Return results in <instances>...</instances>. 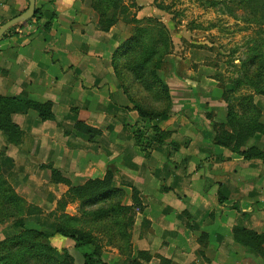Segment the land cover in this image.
<instances>
[{"label":"crops","instance_id":"obj_1","mask_svg":"<svg viewBox=\"0 0 264 264\" xmlns=\"http://www.w3.org/2000/svg\"><path fill=\"white\" fill-rule=\"evenodd\" d=\"M93 1L35 0L40 18L0 38V95L50 101L54 113L45 121L33 110L12 115L22 139L14 145L0 132L1 172L16 193L38 203L41 193L62 189L50 180L51 168L75 186L111 169L123 204L133 205L134 194L141 202L131 243L133 258L140 251L149 257L145 264H264V251L254 253L233 236L235 227L264 233V162L215 143L208 100L195 86L173 92L166 117L141 118L114 72L113 54L131 36L133 18L159 15L154 0H122L127 11H117L108 31ZM27 7V0H0L1 24ZM214 116L221 121L226 113ZM77 122L96 132L90 138ZM149 126L170 134L146 155L133 130ZM247 145L264 150V136L255 134Z\"/></svg>","mask_w":264,"mask_h":264},{"label":"rangeland","instance_id":"obj_2","mask_svg":"<svg viewBox=\"0 0 264 264\" xmlns=\"http://www.w3.org/2000/svg\"><path fill=\"white\" fill-rule=\"evenodd\" d=\"M153 7L159 15L139 22L151 30L155 42L164 38L169 40L168 53L163 55L155 74L167 87L171 106L176 99L174 91L180 93L195 86L196 94L198 91L204 96L199 99L208 100L210 113L207 118L212 127L213 123H226L227 120L225 117L220 121L214 116V110L220 109L227 114L233 108L240 116L242 99L252 97L255 106L263 104L264 95L255 93L253 84L264 89V0H154ZM252 54H258L259 59L251 72H246L242 63H247ZM156 77L152 73L146 79L132 80L129 89L138 101L149 107L162 108L165 99L162 89L154 81ZM262 115L260 108V118ZM50 180L62 188L56 194L41 193L44 199L34 203L17 193L23 202L17 204L15 210H3L7 216L0 217L3 230L0 242L19 236L23 229L40 231L47 236L37 245L40 253L27 250L29 259L24 255V264H54L50 256L71 264L64 260V251L74 258V264H81V256L72 249L73 242L55 233L56 228L64 226L68 231L90 234L93 244L82 248V252L96 250L106 264H130L133 247L128 235L132 234L134 224L133 221L132 226L129 225L131 213L118 210V214L110 213L107 217L100 213L103 207L98 203L83 206L72 189L76 186L68 179V182L56 180L51 172ZM134 211L133 220L139 210L135 208ZM18 220L24 223V228L14 226ZM113 231L120 234L121 239L113 237ZM110 248L117 249L119 256L109 254ZM18 255L19 264H22L24 260L20 253ZM16 258L8 256L11 263L16 262ZM138 261L145 264L144 256L138 257Z\"/></svg>","mask_w":264,"mask_h":264},{"label":"trees","instance_id":"obj_3","mask_svg":"<svg viewBox=\"0 0 264 264\" xmlns=\"http://www.w3.org/2000/svg\"><path fill=\"white\" fill-rule=\"evenodd\" d=\"M122 0H94L93 7L99 14V21L102 30L108 31V29L116 22L117 11L120 14L127 11V8L121 5ZM134 6V4H132ZM112 11V12H111ZM40 10L35 9L34 15L31 19L40 18ZM136 24L132 29L131 36L121 43L113 54V69L117 77L122 83L124 91L128 95L130 101L133 104V109L137 111L138 115L146 121H153L166 117L171 109V98L167 87L162 81L157 78L155 69L162 64L163 55L168 53L169 40L164 38L160 42H155L151 38V30L140 25L141 20L132 19ZM16 27V26H15ZM11 27L5 32L9 33L15 29ZM258 54H252L248 58V62L243 64L246 72H251V69L258 61ZM156 77L155 83L162 89L163 98L165 99V105L162 108L149 107L146 104L138 101L130 93V82L132 80L141 79L152 75ZM254 85V92L263 94L264 89H259L257 84ZM248 100V101H247ZM241 100L240 108L242 113L238 116V113L233 112V108L228 110L226 114V123H213V130L215 131L214 141L217 145L230 149L231 151L238 153L245 160L258 159L264 162V150L258 148L256 145H247L248 141L254 137L255 134H261L264 136V122L260 121V108L253 104L252 97H247ZM29 110H33L37 113L38 117L42 120H53L54 113L52 110V103L50 101L39 102L31 99H21L11 96L0 95V132L4 134L7 141L11 144L17 145L21 142L22 132L19 126L13 122L12 115L15 113H26ZM254 112V114H253ZM237 123V125H234ZM76 127L92 137L95 130L87 127L81 122L76 123ZM230 129V130H229ZM169 132L161 130L157 126H149L142 130L137 128L133 130V136L137 145H140L142 151L149 153V147L152 143L162 144L169 137ZM175 143H172V149H176ZM52 176L56 180L66 181L68 180L61 176V174L51 168ZM113 172L109 169L103 179H91L85 182L83 185L72 187L74 192H77L79 198L82 200L83 206L91 204H100V213L105 214L107 217L110 213L118 214V210L129 211L131 213L129 225L133 224V212L135 208L142 210V205L137 196H133V205L127 206L122 203L124 198V191L120 188H116L112 185ZM23 202V199L14 191L13 187L6 180L3 173L0 170V217H6L8 209H16L17 204ZM13 207V208H12ZM110 218V217H109ZM14 226L18 228H24V223L18 220ZM117 231V230H116ZM116 231L112 232V236L116 239H121L120 234ZM55 233L60 234L64 238L73 242V248L76 251L79 249L90 247L93 244V239L90 234L79 231H68L64 226L56 228ZM234 240L246 246L250 251L262 254L264 251V233H257L252 230L245 229L243 227H235L233 229ZM46 234L36 231L23 229V232L14 238H8L0 242V252L3 250L5 253L0 254V264H19V253L22 260L25 263L24 255L26 251L32 249L40 253L37 248L38 243L44 238ZM131 240V234L128 235ZM36 243V244H35ZM39 246V245H38ZM50 251V248L45 245L41 246ZM122 249L121 247H119ZM37 255V254H36ZM8 256L17 257L16 262L11 263L8 260ZM33 256V255H32ZM81 264H106L102 259L101 254L96 250L89 252H82L80 254ZM144 256L145 262L149 259L144 252H137L136 256L132 258L130 264H141L138 261V257ZM50 259L54 261V264H65L60 262L53 256ZM64 260H67L71 264H74V258L69 255L67 251H64ZM36 260H34L35 262Z\"/></svg>","mask_w":264,"mask_h":264},{"label":"water","instance_id":"obj_4","mask_svg":"<svg viewBox=\"0 0 264 264\" xmlns=\"http://www.w3.org/2000/svg\"><path fill=\"white\" fill-rule=\"evenodd\" d=\"M28 1V7L24 12L19 14L18 16L8 20L7 22H4L0 26V38L5 34L7 30H9L11 27L21 24L28 19H30L35 12V0H27Z\"/></svg>","mask_w":264,"mask_h":264},{"label":"built area","instance_id":"obj_5","mask_svg":"<svg viewBox=\"0 0 264 264\" xmlns=\"http://www.w3.org/2000/svg\"><path fill=\"white\" fill-rule=\"evenodd\" d=\"M0 26H1V22H0Z\"/></svg>","mask_w":264,"mask_h":264}]
</instances>
